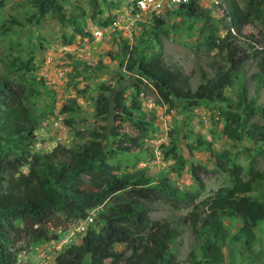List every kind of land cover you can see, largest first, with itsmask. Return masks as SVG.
<instances>
[{
    "label": "trees",
    "instance_id": "trees-1",
    "mask_svg": "<svg viewBox=\"0 0 264 264\" xmlns=\"http://www.w3.org/2000/svg\"><path fill=\"white\" fill-rule=\"evenodd\" d=\"M213 1L221 12L216 23L209 21L206 10L198 5L199 0H187L177 7V12L194 24L203 22L197 34L200 44L215 51L222 64L214 63L212 77L201 75L198 85L190 90L189 77L164 63L158 39L163 23L159 17H153L152 26L136 38V46L127 52V47H123L124 69L129 77L124 80L119 76L120 88L107 95L99 91L94 100L93 118L104 122L99 136L103 147L95 156L78 143L69 147L56 145L43 154L31 153L34 132L43 116L32 102L37 92L23 82V75H15L23 70L22 63L13 62L0 73V172L10 165L26 168L25 177L9 182L0 176V264H14L26 242L57 240V235H47L48 225L58 228L67 222L68 216L81 219L91 210H95V220L101 226L87 232L78 244L59 252L53 264H181L174 249L176 239L184 231L196 239L185 264H221L220 248L230 242L238 243L237 256L252 252L254 229L258 222H264V199L249 196L259 181L252 167L248 178L242 180L240 167L226 151L214 153L209 144L197 141L196 146L204 147L215 169L230 180V186L219 187L212 195L199 199L204 190L203 178L214 171L190 164L189 174L196 190L182 191L167 179L152 180L139 170L118 175L119 169L108 162L104 151L106 144H110L118 152H128L137 143L119 129V123L131 118V108L115 100H121L126 90L138 93L141 85H149L160 102L174 99L187 110L201 102L224 104L219 116L223 121L222 134L227 139L264 142V111L248 98L242 77L244 67L253 65L254 72L248 80L254 83L255 90L264 89V0H240L242 7L236 0ZM60 2L28 0L35 21L51 15L58 24L81 33L79 17L75 13L65 15ZM253 22L260 29L245 32ZM146 43L154 48L148 56L139 51V46ZM235 85V101L229 104L224 91ZM132 101V109L138 111L133 98ZM60 111L71 109L62 105ZM255 116L263 120L262 125L251 122ZM134 127L140 134L146 130L142 122L134 123ZM168 154L176 164L174 173L178 174L183 159L173 147ZM257 154L263 155L264 151ZM155 204L172 210H192L174 219L152 221L149 213L154 211ZM197 205L200 212L196 211ZM101 207L105 209L96 212ZM231 217L241 224L234 235L222 223ZM115 246H120V250H115ZM235 257L230 253L231 260Z\"/></svg>",
    "mask_w": 264,
    "mask_h": 264
},
{
    "label": "rangeland",
    "instance_id": "rangeland-1",
    "mask_svg": "<svg viewBox=\"0 0 264 264\" xmlns=\"http://www.w3.org/2000/svg\"><path fill=\"white\" fill-rule=\"evenodd\" d=\"M132 1L61 0L60 6L65 15L75 13L79 17L81 33H74L71 28L58 24L51 15L35 21L32 16L34 9L28 0H0V73L11 67L13 62L22 63L23 70L15 71V75H23V82L35 89L37 94L32 102L43 115L34 132L31 153L43 154L56 145L69 147L77 143L92 156L102 150L103 141L99 136L104 122L93 118L94 100L99 91L107 95L120 88L119 76L124 80L129 77L124 69V53L136 46V38L152 26L153 17L136 16ZM236 1L242 7V2ZM198 5L206 10L209 21L218 22L221 12L213 0H199ZM159 18L163 23L158 35L163 61L187 75L189 88L193 91L200 76L211 78L212 65L222 64V60L215 55V51H209L200 44L197 34L203 22L192 23L185 14L177 12V7L165 10ZM255 29H260V26L253 22L245 32L253 33ZM97 32H100V36ZM218 33L223 34L221 29ZM123 47H127L126 52ZM152 49L148 43L139 46L144 56H148ZM253 72L254 67L250 64L242 72L247 95L264 111V89L255 90L254 83L248 80ZM236 91V85L225 89L227 103L235 101ZM132 98L138 111L131 107ZM115 101L127 109L131 108V118L119 123L120 132L137 140L128 152H118L112 145L106 144L104 151L107 152L108 162L119 169L118 175L139 170L152 180L164 178L179 190L195 191L196 186L189 174L190 164L204 166L214 172L203 178L204 190L199 197L203 199L219 187L230 186V180L215 169L204 147L196 146L197 141H202L209 144L214 153L226 151L233 163L240 167L242 180L248 178V170L252 167L258 173L259 181L254 184L249 196L264 199V154H257L264 151V142L253 144L247 139H227L222 134L223 121L219 116L224 104L201 102L187 110L174 99L168 103L160 102L149 85H141L138 93L126 90L122 99L116 98ZM62 105H67L71 111L62 113ZM141 122L145 123L146 128L143 134L134 127V123ZM251 122L263 124L258 116L253 117ZM172 147L175 154L183 159L182 170L178 174L174 173L176 164L168 154ZM25 175V167L12 165L0 172L5 182ZM104 209L98 208L96 212ZM153 209L149 213L152 221L174 219L192 210L191 207L172 210L162 204H155ZM196 211H201L199 205ZM222 223L231 235L241 225L235 217L225 218ZM72 225L73 219L68 216L67 222L58 228L48 225L47 235L55 234L60 242H64L72 232ZM100 226L101 223L96 221V227ZM254 237L252 252L242 256L236 254V242L221 247V264H263V221L258 222L254 229ZM80 239V235L73 233L71 242L61 246L49 244V241L26 242L27 245L22 244L23 251L15 257L14 264H39L41 261L53 264L59 252L78 244ZM195 242V237L189 231H184L176 239L174 250L181 264L186 263L187 254ZM34 248L38 252L44 251L43 258H38ZM114 249L118 251L120 246ZM230 253L236 255L233 260L229 258Z\"/></svg>",
    "mask_w": 264,
    "mask_h": 264
},
{
    "label": "built area",
    "instance_id": "built-area-1",
    "mask_svg": "<svg viewBox=\"0 0 264 264\" xmlns=\"http://www.w3.org/2000/svg\"><path fill=\"white\" fill-rule=\"evenodd\" d=\"M187 0H133V11L135 12L136 16L145 15L148 17H159L163 14V12L167 9L178 7L182 4H186ZM97 35L100 36V32H97ZM98 227H96V220H95V210H91L87 213V215L81 219L73 220L72 225V232L69 236L66 237L64 242H60L57 240L49 241V244H68L70 241V236L73 233L80 235L82 238L87 232L97 231ZM74 239V237H73ZM36 250V248H34ZM37 251L38 258H43L44 251ZM39 264H44L43 261L39 262Z\"/></svg>",
    "mask_w": 264,
    "mask_h": 264
}]
</instances>
